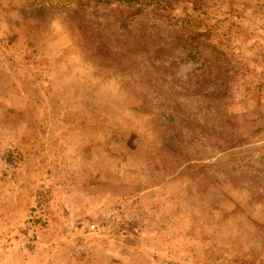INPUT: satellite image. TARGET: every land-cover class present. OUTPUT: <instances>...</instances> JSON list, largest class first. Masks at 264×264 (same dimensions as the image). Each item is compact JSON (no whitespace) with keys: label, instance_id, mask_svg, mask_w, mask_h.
<instances>
[{"label":"rangeland","instance_id":"374dc122","mask_svg":"<svg viewBox=\"0 0 264 264\" xmlns=\"http://www.w3.org/2000/svg\"><path fill=\"white\" fill-rule=\"evenodd\" d=\"M107 2L0 0V264H264V0Z\"/></svg>","mask_w":264,"mask_h":264},{"label":"trees","instance_id":"16d2710c","mask_svg":"<svg viewBox=\"0 0 264 264\" xmlns=\"http://www.w3.org/2000/svg\"><path fill=\"white\" fill-rule=\"evenodd\" d=\"M111 1L124 2L123 4L126 8H131L132 6L141 4L138 3V0H108L106 4H109ZM187 24L188 25L185 27V31L180 30L172 32L169 44L175 47H181L182 50L185 51V56L192 63L199 64L200 69L209 70L210 68H215L220 71H228L231 66V60L229 59V55L226 50L219 47V43L213 42L212 34L214 28L211 25H206L205 31L199 33L195 29L191 31V26L194 25H191L189 22H187ZM141 43H138V45ZM225 72H223L224 76L228 79V75H225ZM228 93V85H224L219 94L216 95V98H214L213 104L221 103L226 99ZM222 104L223 102L221 105ZM212 167L213 164L208 168L211 169Z\"/></svg>","mask_w":264,"mask_h":264},{"label":"built area","instance_id":"2783aa9c","mask_svg":"<svg viewBox=\"0 0 264 264\" xmlns=\"http://www.w3.org/2000/svg\"><path fill=\"white\" fill-rule=\"evenodd\" d=\"M11 166V165H10Z\"/></svg>","mask_w":264,"mask_h":264}]
</instances>
